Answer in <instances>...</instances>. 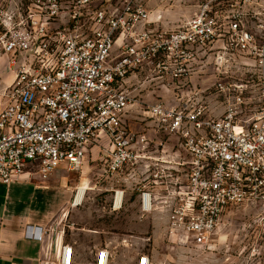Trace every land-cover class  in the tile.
<instances>
[{
	"label": "built area",
	"instance_id": "1",
	"mask_svg": "<svg viewBox=\"0 0 264 264\" xmlns=\"http://www.w3.org/2000/svg\"><path fill=\"white\" fill-rule=\"evenodd\" d=\"M174 2L0 0V59L13 74L0 89V183L17 182L29 168L44 180L60 166L80 171L104 135L113 143L107 171H140L141 216L167 213L169 233L197 246L211 241L230 207L264 206V84L248 112L255 84L240 81L264 78V0H195L194 14L169 27L164 15ZM134 74L180 83L211 75L198 92H214L224 112L203 100L156 102L151 116L167 138L146 151L147 136L124 120ZM74 257L64 244L59 264ZM111 257L101 247L95 264Z\"/></svg>",
	"mask_w": 264,
	"mask_h": 264
},
{
	"label": "rangeland",
	"instance_id": "2",
	"mask_svg": "<svg viewBox=\"0 0 264 264\" xmlns=\"http://www.w3.org/2000/svg\"><path fill=\"white\" fill-rule=\"evenodd\" d=\"M170 10L164 15V21L170 22L169 27H176L194 14L195 0H175ZM237 69L245 71L243 64ZM211 71L212 68L208 73ZM2 72L13 75L7 57L0 59V76ZM138 76L128 86L132 103L124 120L128 131L147 136L146 151H154L159 139L167 138L155 129L151 116L154 103L177 105L190 99L203 100L215 105L211 107L214 114L224 112L214 92H198L212 85L215 79L211 75L192 76L182 83ZM240 79L255 84L252 92L246 93L254 109L248 112H254L258 105L257 89L263 86L264 78L240 76ZM169 145L171 150H176L175 141ZM112 149L113 143L105 136L101 143L92 146L80 171L58 168L61 199H56L55 217L61 222V231L67 240L78 235L85 246H107L112 254L110 264H137L142 255H148L151 264H264L263 205L246 202L230 207L211 241L206 246H197L188 236L169 233L167 213L158 209L141 216L137 192V184L142 179L140 171L133 167L119 176L109 173L107 165ZM80 189L85 192L77 202ZM116 192L120 193L119 201L115 198ZM68 212L70 215L63 217Z\"/></svg>",
	"mask_w": 264,
	"mask_h": 264
},
{
	"label": "crops",
	"instance_id": "3",
	"mask_svg": "<svg viewBox=\"0 0 264 264\" xmlns=\"http://www.w3.org/2000/svg\"><path fill=\"white\" fill-rule=\"evenodd\" d=\"M138 75L128 78L127 88L139 78ZM12 80L13 75L6 76L2 72L0 89ZM104 138L103 135L100 143ZM57 172L44 180L36 170L29 168L17 182L8 186L0 183V264H59L63 246L67 243L74 247L73 264H95L100 247L85 246L78 235L67 240L61 231V222L55 217L57 202L61 199ZM69 215L70 212L63 217ZM46 229L50 230L45 234ZM42 231L41 239L30 237L32 233L40 235Z\"/></svg>",
	"mask_w": 264,
	"mask_h": 264
},
{
	"label": "bare ground",
	"instance_id": "4",
	"mask_svg": "<svg viewBox=\"0 0 264 264\" xmlns=\"http://www.w3.org/2000/svg\"><path fill=\"white\" fill-rule=\"evenodd\" d=\"M85 189H80L77 202H80L84 196Z\"/></svg>",
	"mask_w": 264,
	"mask_h": 264
}]
</instances>
